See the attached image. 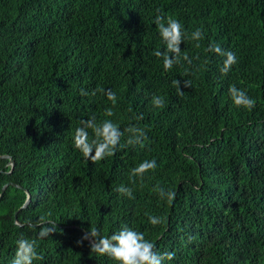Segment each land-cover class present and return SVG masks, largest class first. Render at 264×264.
Instances as JSON below:
<instances>
[{
	"label": "trees",
	"instance_id": "16d2710c",
	"mask_svg": "<svg viewBox=\"0 0 264 264\" xmlns=\"http://www.w3.org/2000/svg\"><path fill=\"white\" fill-rule=\"evenodd\" d=\"M160 13L185 33L167 71L152 55L165 51ZM212 44L235 53L226 75ZM232 85L255 107L234 106ZM93 116L124 132L115 155L96 163L73 142ZM130 126L145 129L143 146L127 143ZM2 156L15 164L0 158V194L21 188L0 198V264H11L21 238L37 241L33 264H115L78 242L92 227L110 237L123 225L175 253L165 264H264V0H0ZM152 159L156 169L133 185L130 170ZM122 184L135 199L115 191ZM158 185L175 199H161ZM26 190L32 200L19 211ZM40 217L57 224L44 240L33 227Z\"/></svg>",
	"mask_w": 264,
	"mask_h": 264
},
{
	"label": "clouds",
	"instance_id": "9594fccd",
	"mask_svg": "<svg viewBox=\"0 0 264 264\" xmlns=\"http://www.w3.org/2000/svg\"><path fill=\"white\" fill-rule=\"evenodd\" d=\"M157 11L159 12V10ZM154 23L165 46V51L156 50L152 55L157 58H162L163 67L167 71L172 68L173 64L180 62L181 44L183 43L185 33L182 31V26L178 20L170 16L165 19L163 13L156 16ZM190 38L197 42L202 40V30L199 28L196 29L191 33ZM199 46V43H197L196 47ZM207 51L224 57L223 66L220 68L222 74L226 75L232 65L236 63L235 53L232 51H224L217 44L210 45ZM183 59L191 63L187 54L183 56ZM173 84L177 87L178 94L183 95L184 92L181 91L180 82L175 80ZM191 84L192 82L190 80H186L184 87H191ZM81 94L85 95L86 93L82 92ZM106 95L107 99L115 106L117 100L116 93L114 91H108ZM229 95L234 106L237 108L243 107L251 110L255 107V101L243 89H238L235 85L230 86ZM164 103L162 97L153 96L152 104L154 107L161 108L164 106ZM104 115L106 117H112L114 115L112 108H107ZM89 130L93 134L91 138ZM125 131L129 134L127 140L129 145L143 146V141L147 139L145 129L130 126ZM122 135H124V132L110 119H104L102 122H98L96 117L93 116L88 120L80 121V126L75 131L73 142L74 147L80 151L85 161L90 160L92 163H96L115 155ZM156 167L157 162L155 159H152L145 160L138 166L132 168L130 170L132 184L134 185L136 183V178H139L142 183L144 175L150 170L154 171ZM115 191L129 199H135L132 187L122 184ZM154 191L158 192L161 199H166L168 202L174 200L176 196L174 191H165L159 185ZM148 219L153 226L164 222V218L154 215H150ZM33 227L39 228L38 238L40 240L52 236L57 230V224L45 217H40ZM86 240L91 241L90 251L92 254L96 256H107L115 264H165V261L173 259L175 255V253L158 252L155 244L146 239L144 233L136 231L128 225H123L119 231L110 237L101 236L99 231L92 227L90 232H86L82 240L78 243L82 244ZM16 243L17 250L11 264H33L34 260L42 259L37 253V241L35 239L29 240L27 238H21Z\"/></svg>",
	"mask_w": 264,
	"mask_h": 264
},
{
	"label": "water",
	"instance_id": "95a60500",
	"mask_svg": "<svg viewBox=\"0 0 264 264\" xmlns=\"http://www.w3.org/2000/svg\"><path fill=\"white\" fill-rule=\"evenodd\" d=\"M0 158H7V159H9L10 160V165L12 166V167H14V160L12 159V157H10V156H2V157H0ZM1 173V172H0ZM8 186H15V187H19V188H21L20 186H18V185H16V184H13V183H8L3 189H2V192H1V194H0V198L3 196V194L5 193V191H6V189H7V187ZM26 193H27V200H26V202H25V204L21 207V209L19 210V211H21V210H23V209H25V208H27L28 206H29V204L31 203V200H32V197H31V194L26 190ZM17 215H18V212L15 214V217H16V220H17ZM18 223V222H17ZM86 234V233H85ZM89 242H91L90 240H88Z\"/></svg>",
	"mask_w": 264,
	"mask_h": 264
}]
</instances>
